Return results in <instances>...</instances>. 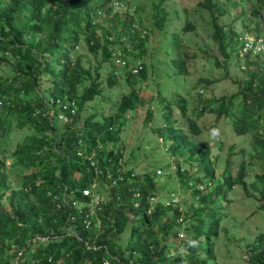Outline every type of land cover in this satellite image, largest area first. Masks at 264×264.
<instances>
[{
  "label": "trees",
  "instance_id": "obj_1",
  "mask_svg": "<svg viewBox=\"0 0 264 264\" xmlns=\"http://www.w3.org/2000/svg\"><path fill=\"white\" fill-rule=\"evenodd\" d=\"M148 1L153 25L163 31L160 47L169 56L171 73L186 76L190 56L180 32L196 29L188 8L174 10L184 23L170 30L165 3L172 0ZM111 4L112 0H0V143L13 123L28 130L11 152L0 150V264L16 257L17 264L33 259L46 264H217L215 241L227 231L220 228L228 218L220 210L224 202L229 204L227 193L239 185L264 209V56L245 55L240 66L244 73L235 80L239 86L233 94L204 97L205 89L198 92L193 84L197 95L190 97V104L182 95L160 98L164 120L153 130L164 144L170 140L171 153L166 156L156 138L166 162L159 167L170 172L173 163L176 168L166 176L191 190L197 203L183 206L180 194L163 193L156 169L141 172L126 158L121 137L126 115L145 102L133 85L154 80L145 58L152 31L142 5L136 4L134 12H113ZM236 4H195L201 19L207 13L209 36L224 56L222 62L211 56L208 62L224 68L225 74L232 53L239 54V32L226 21ZM242 7L235 18L248 9L255 32L261 34L264 0ZM98 54L92 62L90 56ZM117 58L124 59L123 64ZM104 81L109 87L123 81L131 88L111 102L103 93ZM197 81L201 87L215 82L209 77ZM160 95L158 88L156 96ZM97 98L102 102L95 103ZM107 100L111 103L106 112ZM204 113L215 114V119L229 117L234 133L251 135L250 160L240 161L234 177L217 174V156L211 159V148L198 146L191 137L200 134L197 119ZM153 118L148 107L145 125ZM129 156L135 159L133 152ZM252 163L260 169L255 178L247 172ZM107 169L118 181H108L104 188L106 177L98 171ZM14 172L19 178L12 177ZM94 181L105 203L96 212L99 226L95 219L85 227L84 212L76 203L89 201L82 189ZM254 241L246 246L243 259L264 264V234Z\"/></svg>",
  "mask_w": 264,
  "mask_h": 264
},
{
  "label": "rangeland",
  "instance_id": "obj_2",
  "mask_svg": "<svg viewBox=\"0 0 264 264\" xmlns=\"http://www.w3.org/2000/svg\"><path fill=\"white\" fill-rule=\"evenodd\" d=\"M197 1L198 0H172L165 3L166 8L170 11L168 18L172 21V23L168 25L170 30L173 29L174 24L179 26L183 25L184 20L177 19L174 12L175 9L182 7L188 8V19L193 21L196 26L195 30L180 32L181 37L186 40L185 49L189 53L190 58L188 61L187 75L175 76L173 73H171V66H169L167 63L169 56L164 51H162L160 47L163 31L159 30L153 25L151 17V3L148 0H136L137 4L143 6L144 21L152 31L147 41L148 47L145 58L147 60L146 63L148 71L149 73H152L150 74V77H152L154 80L153 82L141 81L139 84L137 83L133 85L134 88L138 89L140 95L145 98L146 103L144 102V105L137 106L136 110L133 112L128 111L126 115L128 121L121 130V137L126 158L129 157L132 163H134L131 166L140 169L141 172H144L147 169L153 171L156 168L157 173V170H160L161 173L157 174L159 175L158 177L160 178V182L163 181L161 183H164V186L161 187L163 193L168 195L169 192L173 191L176 194H180V202L186 207L190 204L194 205L197 203H194L191 190L178 185L176 177L174 178L173 176H166L168 173L173 171H164L163 167H159L166 164L161 148L157 146V142L155 140L156 136L153 130L164 120L162 117L160 98L162 97L171 100L182 95L187 99V104H190V97L195 98L197 91L200 92V89H205L203 94L204 97H220L221 95H230L235 93L239 86L237 83H235V80L243 76L242 74L244 73L240 66L242 65V60L245 58L246 51L248 50V38H250L251 33H253L251 31H255L253 28L254 20H251L254 17L248 13V9L243 14V16L235 18L236 12L239 11L241 6H243L242 9H246L247 6L254 3L255 0H236V7L229 10V17L226 21L231 22L236 31L239 32V45L237 47L239 54L237 56L235 52L232 53L231 58L229 59L228 71H226L225 74L224 68H217L208 62L210 56L216 57L220 62H222L224 56L221 55L216 47L215 42H213L209 36L211 28L206 22V19H208L206 15L207 13L204 12V19H201L198 16V12L196 11L197 7L195 5ZM125 8V5L117 7V9L120 11H124ZM134 8V5L131 6L130 11L134 12ZM180 15L182 19L185 18V13L183 10L180 11ZM261 31V34L264 35V21H262ZM84 51L85 50H82L81 52L85 55ZM193 52L196 54V56H191ZM250 54H259L264 56V53L253 52L252 49H250ZM96 58H100V54H98L96 57H93V55L90 56L92 62ZM104 73H106V70ZM199 77L213 78L215 82L213 84L206 85L205 87H201L200 83L197 81ZM121 80H123V77ZM148 82L149 85H147ZM193 84H197V91L193 89ZM103 88V93L106 95L108 94V96L112 98V102L119 98L120 94L123 92L126 93L131 88V85L122 81L120 84L109 87L107 82L104 81ZM158 88L161 91L160 96H156ZM100 102L102 101L99 98L95 100V103ZM111 102L108 100L103 101L105 104L103 108L104 111H108ZM147 105L156 108V110L154 109V120L149 125H145L144 123ZM188 108L189 111H191L192 106H189ZM98 110L100 111V108H98ZM174 111L179 113L177 108H175ZM214 118V115L204 113L197 119V122L199 123L200 127L209 126V130L211 127H213L211 125L214 123ZM227 119L232 120L229 117ZM6 122L4 125L5 127L8 125ZM219 124L221 126L219 129V133L221 134L220 137L224 141L223 143L221 141V147H218L217 145L213 146L212 144L210 145L211 147L213 146L211 149V159H214L215 156H217L219 159V167L218 165L216 167L217 174H230L234 177L238 172L240 161L243 159L246 163H248L250 160L249 153L251 135L249 133H247L246 136L245 134L238 135L234 133L232 129H230L231 124L226 123L225 120H221ZM27 133V129L18 128L15 123L11 124L4 137L1 138L0 150L2 149L8 154L15 148L18 142L25 138ZM199 136L195 138L197 143H201L203 140L202 138H207L208 134L207 137L202 134ZM148 144L150 145L148 146ZM229 146H232V148L230 149ZM138 149L140 151L139 154L137 153ZM130 152H133V156L135 157L134 160L129 156ZM252 164L253 166H249L247 168V172L249 176L255 178L256 173H259L257 170L260 169L258 164ZM33 169L34 168L32 167L30 170ZM188 170L192 171L191 168ZM12 177L19 178V175L17 172H14ZM174 198L177 199V196L173 197V200ZM227 199L229 204L227 205V203L224 202L223 206L220 208V210L224 212L226 216H228V218L223 220L220 228L225 226L227 231H224L225 229L221 231L215 241V255L217 259L216 263L247 264V262H245L243 259V256L247 250L246 246L249 243H254L256 236L264 234V209L261 207V201H259L257 198L252 196L246 197L244 195V191L239 185L234 186V188L227 193ZM192 221L194 222V220ZM122 237L124 239L125 235H122ZM123 239L121 238V243H123ZM21 252L22 250H20V253ZM16 261L17 257L10 261L9 264H17Z\"/></svg>",
  "mask_w": 264,
  "mask_h": 264
},
{
  "label": "built area",
  "instance_id": "obj_3",
  "mask_svg": "<svg viewBox=\"0 0 264 264\" xmlns=\"http://www.w3.org/2000/svg\"><path fill=\"white\" fill-rule=\"evenodd\" d=\"M250 49H252L253 52L264 53V40L260 37L256 39L248 38V50L246 52H250ZM116 62L123 64L124 59L117 58ZM121 162L123 161L121 160ZM98 173L99 174L102 173V176L106 177L105 179L106 185H104L105 186L104 188L108 187L107 185L108 181L111 183V185L116 184L118 181V178H116L113 175V173H111L108 169L103 172H100L99 170ZM97 187H98V184L97 182L94 181L92 182L91 186L82 189L83 195L88 196L89 201L87 203H79V202L76 203V206L79 208V211L84 212L83 224L85 225V227H89L92 223V220H95V219H96L97 226H99L100 224V221L97 218L96 212L102 208V206L105 203V199L102 197V194L99 193L98 189H96ZM173 201H177V199L174 198ZM106 263L107 262H105V264ZM29 264H46V263L33 259V260H29Z\"/></svg>",
  "mask_w": 264,
  "mask_h": 264
},
{
  "label": "clouds",
  "instance_id": "obj_4",
  "mask_svg": "<svg viewBox=\"0 0 264 264\" xmlns=\"http://www.w3.org/2000/svg\"><path fill=\"white\" fill-rule=\"evenodd\" d=\"M128 1H130V2H132L131 4L130 3H128ZM137 4V2H136V0H112V4H111V7H112V11L113 12H115V11H118V12H124V11H126V10H130V7L131 6H133L134 5V7H135V5ZM123 5H125L126 6V8L124 9V11H120V10H118L117 9V7L118 6H123ZM251 32H253V33H251V35H250V38H254V39H256V38H262L263 40H264V36H263V34H257L255 31H251ZM246 54H249L250 55V52H246ZM136 69H139V67H137V68H135V69H133V71L134 70H136ZM134 73H136V71H134ZM145 103H146V101H145ZM145 103H143V104H138L137 106H142V105H144ZM157 104V103H156ZM137 106L135 107V109L134 110H132V112L133 111H135L136 110V108H137ZM148 107H150V109H152L153 110V112L155 113V110H156V108L155 107H151L150 105H147V107H146V109L148 108ZM155 109V110H154ZM145 113H146V110H145ZM207 114H212V115H214V117H216L215 116V114H213V113H207ZM155 117V116H154ZM145 118V117H144ZM223 118V119H222ZM153 120H154V118H153ZM152 120V121H153ZM221 120H225V122L226 123H230L229 121H227V119L222 115L219 119H215L214 118V123L211 125V126H213V127H211L209 130H208V128H209V126L208 127H205V126H201L200 128H201V132H200V134H198L197 136H191L192 138H193V140H194V142L198 145V146H200V147H205L206 145H208L211 149H212V147L215 145H217L218 147H221V141H222V143H223V139L220 137L221 136V134L219 133V129H220V124H219V122L221 121ZM152 121H150L147 125H149ZM216 122H218V123H216ZM216 123V124H215ZM162 125V123L161 124H159L157 127H155V128H158L159 126H161ZM198 125H199V123H198ZM154 128V129H155ZM230 129H232V125L230 126ZM232 131H233V129H232ZM204 135V136H206L207 137V134H208V137L207 138H202L203 140H202V142L201 143H197V141L195 140V138H197L199 135ZM245 136H246V134H245ZM200 137V136H199ZM159 140V143L161 144V146H163V151H165L166 152V156H168V151H167V148L169 147V144H170V140H169V142L168 143H166V144H164L162 141V139L159 137H155V140H157V139ZM213 141V142H212ZM213 145L212 147L210 146V145ZM220 144V145H219ZM150 144H148V146H149ZM229 148L231 149L232 148V146H229ZM150 149H151V146H150ZM125 152V151H124ZM171 153V152H170ZM169 153V154H170ZM169 159H171V158H169ZM126 160V158H123V161H125ZM171 161H172V159H171ZM195 163V162H194ZM185 165V164H184ZM194 165H196V163L194 164ZM176 168V166L173 164V163H170V169H171V171H174V169ZM156 169V168H155ZM157 173H161V171L160 170H157ZM201 185V184H200ZM177 200H178V198H177ZM179 221H181L182 219L181 218H179L178 219ZM181 223H184L183 222V220L181 221Z\"/></svg>",
  "mask_w": 264,
  "mask_h": 264
}]
</instances>
